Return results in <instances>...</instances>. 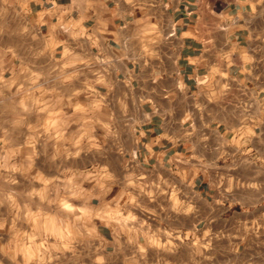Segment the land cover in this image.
I'll return each instance as SVG.
<instances>
[{"label":"crops","instance_id":"obj_1","mask_svg":"<svg viewBox=\"0 0 264 264\" xmlns=\"http://www.w3.org/2000/svg\"><path fill=\"white\" fill-rule=\"evenodd\" d=\"M48 206L0 264H264V0H0V238Z\"/></svg>","mask_w":264,"mask_h":264},{"label":"rangeland","instance_id":"obj_2","mask_svg":"<svg viewBox=\"0 0 264 264\" xmlns=\"http://www.w3.org/2000/svg\"><path fill=\"white\" fill-rule=\"evenodd\" d=\"M5 4V3H4ZM3 4V5H4ZM49 178V177H48ZM95 179L97 177L95 176ZM48 181L52 182V179H48ZM49 182V183H50ZM52 184V183H51ZM48 186H52V185ZM52 191H47L46 196L52 195ZM49 214L47 215V220L44 223H30L31 229H30V236L26 234L24 236L25 239H8L5 238H0V248L3 251V254H0V263L1 259L6 256L4 254L5 247L6 246H43L46 249H49L54 245V233H55V228L56 225L59 226L58 222L55 221V217H53V211L56 209L53 206H48ZM6 229L5 223L0 222V231ZM45 234L44 238H41V235ZM29 236V237H28ZM28 237V238H26ZM239 240H242L240 246H239V256H238V261H247V260H252L254 262H259L261 263L264 261V244L262 243V237L260 236V233H249L246 232L243 238H239ZM60 239L58 238V242ZM64 242V239H63ZM244 247V248H243ZM251 247V248H250ZM249 253V251H251ZM46 251V250H45ZM11 256H14V258L17 256L16 254H11ZM19 257L22 256V254L18 255ZM26 256V255H24ZM227 256V255H223Z\"/></svg>","mask_w":264,"mask_h":264}]
</instances>
